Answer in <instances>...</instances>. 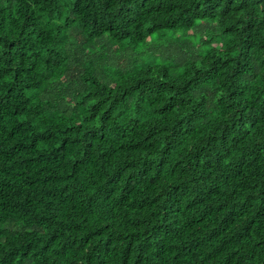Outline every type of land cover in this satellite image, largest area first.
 I'll return each mask as SVG.
<instances>
[{"label":"trees","instance_id":"16d2710c","mask_svg":"<svg viewBox=\"0 0 264 264\" xmlns=\"http://www.w3.org/2000/svg\"><path fill=\"white\" fill-rule=\"evenodd\" d=\"M0 264H264V0H0Z\"/></svg>","mask_w":264,"mask_h":264},{"label":"rangeland","instance_id":"374dc122","mask_svg":"<svg viewBox=\"0 0 264 264\" xmlns=\"http://www.w3.org/2000/svg\"><path fill=\"white\" fill-rule=\"evenodd\" d=\"M186 35V40L192 44L193 51L199 56H204L212 50H223L221 34L215 31L212 25L205 26L203 23H197Z\"/></svg>","mask_w":264,"mask_h":264}]
</instances>
